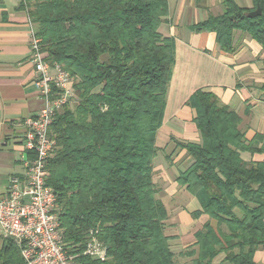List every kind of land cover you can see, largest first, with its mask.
<instances>
[{
	"label": "trees",
	"instance_id": "obj_1",
	"mask_svg": "<svg viewBox=\"0 0 264 264\" xmlns=\"http://www.w3.org/2000/svg\"><path fill=\"white\" fill-rule=\"evenodd\" d=\"M253 3L248 9L224 0L223 14L191 30L216 33L228 53L237 49L236 31L264 47V0ZM24 6L47 59L74 81L75 105L64 106L50 128L57 147L47 167L68 253L76 264H176L168 211L153 181L176 62L175 40L161 30L168 0H25ZM258 7L262 14L249 17ZM189 104L202 142L181 144L193 163L178 182L216 226L206 224L196 248L181 254L194 257L193 264H216L220 254L229 264H257L255 253L264 249V161L242 154H264V135L248 141L241 117L212 92L198 90ZM92 231L107 247L104 260L84 254Z\"/></svg>",
	"mask_w": 264,
	"mask_h": 264
},
{
	"label": "crops",
	"instance_id": "obj_2",
	"mask_svg": "<svg viewBox=\"0 0 264 264\" xmlns=\"http://www.w3.org/2000/svg\"><path fill=\"white\" fill-rule=\"evenodd\" d=\"M24 2L0 0V199L8 194L10 179L23 175V160L30 156L24 147L22 123L44 106L34 82L37 72L30 59L31 25ZM234 2L241 8L254 6L253 0ZM168 4L161 30L175 40L176 62L163 124L156 136L153 181L157 198L168 211L166 230L174 237L170 243L176 264H193L194 257L181 253L196 248V233L216 222L208 214H200L199 200L178 182L193 163L181 144L202 142L195 123L197 112L189 100L198 90L212 92L241 117L240 130L248 141L264 135V47L236 31L237 49L228 53L218 44L216 33L191 30L210 15L223 14L224 0H168ZM242 156L248 162L264 161V154L246 152ZM225 257L220 254L214 262L229 264ZM254 260L264 264V249L257 250ZM0 264H24L20 247L1 228Z\"/></svg>",
	"mask_w": 264,
	"mask_h": 264
},
{
	"label": "built area",
	"instance_id": "obj_3",
	"mask_svg": "<svg viewBox=\"0 0 264 264\" xmlns=\"http://www.w3.org/2000/svg\"><path fill=\"white\" fill-rule=\"evenodd\" d=\"M30 25V59L44 106L22 123L24 147L31 155L23 160V175L10 179L8 194L0 199V228L20 247L24 264H76L63 240L57 196L47 184L48 163L57 147L49 129L57 113L73 101L74 81L60 63L47 59L31 19ZM90 235L84 254L106 259L107 247L93 231Z\"/></svg>",
	"mask_w": 264,
	"mask_h": 264
},
{
	"label": "water",
	"instance_id": "obj_4",
	"mask_svg": "<svg viewBox=\"0 0 264 264\" xmlns=\"http://www.w3.org/2000/svg\"><path fill=\"white\" fill-rule=\"evenodd\" d=\"M261 14H262V9H261L260 7H258L256 10L250 12V13L248 14V16H249V17H257V16H259V15H261Z\"/></svg>",
	"mask_w": 264,
	"mask_h": 264
},
{
	"label": "rangeland",
	"instance_id": "obj_5",
	"mask_svg": "<svg viewBox=\"0 0 264 264\" xmlns=\"http://www.w3.org/2000/svg\"><path fill=\"white\" fill-rule=\"evenodd\" d=\"M242 33H243V32H242ZM248 35H249V34H248ZM234 39H235V38H234ZM69 105H70V106L75 105L74 98H73V101H72ZM42 108H43V107H42ZM42 108H41V109H42ZM41 109H40V110H41ZM55 118H56V117H55ZM54 120H55V119H54ZM52 125H53V124H52ZM49 133H50V129H49ZM30 155H31V154H30Z\"/></svg>",
	"mask_w": 264,
	"mask_h": 264
}]
</instances>
